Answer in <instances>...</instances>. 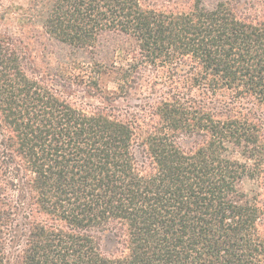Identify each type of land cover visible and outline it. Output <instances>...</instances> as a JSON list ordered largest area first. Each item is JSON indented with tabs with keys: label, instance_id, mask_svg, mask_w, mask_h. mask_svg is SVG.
Wrapping results in <instances>:
<instances>
[{
	"label": "trees",
	"instance_id": "16d2710c",
	"mask_svg": "<svg viewBox=\"0 0 264 264\" xmlns=\"http://www.w3.org/2000/svg\"><path fill=\"white\" fill-rule=\"evenodd\" d=\"M185 3L24 10L91 88L150 83L137 110L78 106L0 32V264H264V0Z\"/></svg>",
	"mask_w": 264,
	"mask_h": 264
},
{
	"label": "rangeland",
	"instance_id": "374dc122",
	"mask_svg": "<svg viewBox=\"0 0 264 264\" xmlns=\"http://www.w3.org/2000/svg\"><path fill=\"white\" fill-rule=\"evenodd\" d=\"M30 0H0V32L11 35L19 47L25 52L28 58L30 74L40 77L53 87L62 91L64 95L78 106L86 109L108 104L106 96L112 97L110 104L118 108H130L137 110L139 106L145 104L150 95L151 84L145 83L142 89L132 90L124 97L117 95L116 74L107 72L100 76V90L91 88L88 85L90 65L88 62L91 54H86L85 63H81L75 57L73 49L66 44L52 38L43 28L35 22L24 19V10L28 7ZM146 3L158 4L167 7H182L188 0H142ZM208 7H214L219 0H203ZM104 43L110 46L107 48V60H118L121 62L118 53L113 50L115 41L112 38H105ZM106 50V49H105ZM121 51V50H120ZM125 50H122L124 52ZM97 77V73L93 74ZM149 84V85H148ZM158 87V86H157ZM242 158L238 152L234 154ZM248 189L250 185L245 184ZM103 249L112 252L113 243L103 240Z\"/></svg>",
	"mask_w": 264,
	"mask_h": 264
}]
</instances>
